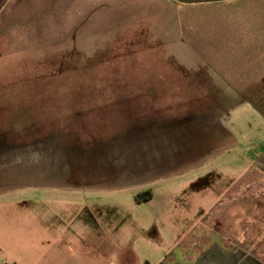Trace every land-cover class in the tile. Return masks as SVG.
Listing matches in <instances>:
<instances>
[{"label": "rangeland", "instance_id": "obj_1", "mask_svg": "<svg viewBox=\"0 0 264 264\" xmlns=\"http://www.w3.org/2000/svg\"><path fill=\"white\" fill-rule=\"evenodd\" d=\"M263 151L264 0H0L1 258L42 211L181 261Z\"/></svg>", "mask_w": 264, "mask_h": 264}, {"label": "crops", "instance_id": "obj_2", "mask_svg": "<svg viewBox=\"0 0 264 264\" xmlns=\"http://www.w3.org/2000/svg\"><path fill=\"white\" fill-rule=\"evenodd\" d=\"M255 166L262 170L255 181L233 182L224 196L220 187L217 193L215 187L210 193L209 187L201 195L204 209L185 213L191 226L182 229L181 261L163 255L152 260L143 252L123 248L120 230L116 240L110 241L115 234L110 228L101 235H95L92 227L60 229V221L67 216L39 211L25 216L38 224L37 229L23 231L21 243L7 246L9 252L6 258L0 257V264H264V151Z\"/></svg>", "mask_w": 264, "mask_h": 264}, {"label": "water", "instance_id": "obj_3", "mask_svg": "<svg viewBox=\"0 0 264 264\" xmlns=\"http://www.w3.org/2000/svg\"><path fill=\"white\" fill-rule=\"evenodd\" d=\"M173 1L181 5L196 6V5L226 3L232 0H173Z\"/></svg>", "mask_w": 264, "mask_h": 264}, {"label": "trees", "instance_id": "obj_4", "mask_svg": "<svg viewBox=\"0 0 264 264\" xmlns=\"http://www.w3.org/2000/svg\"><path fill=\"white\" fill-rule=\"evenodd\" d=\"M148 197L151 198L152 197V194L151 193H147Z\"/></svg>", "mask_w": 264, "mask_h": 264}]
</instances>
